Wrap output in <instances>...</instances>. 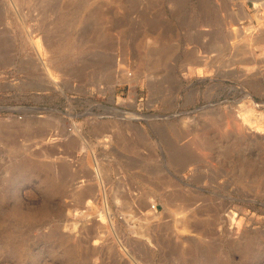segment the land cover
<instances>
[{"label": "rangeland", "instance_id": "1", "mask_svg": "<svg viewBox=\"0 0 264 264\" xmlns=\"http://www.w3.org/2000/svg\"><path fill=\"white\" fill-rule=\"evenodd\" d=\"M0 264H264V0H0Z\"/></svg>", "mask_w": 264, "mask_h": 264}, {"label": "crops", "instance_id": "2", "mask_svg": "<svg viewBox=\"0 0 264 264\" xmlns=\"http://www.w3.org/2000/svg\"><path fill=\"white\" fill-rule=\"evenodd\" d=\"M141 101V100H140Z\"/></svg>", "mask_w": 264, "mask_h": 264}]
</instances>
